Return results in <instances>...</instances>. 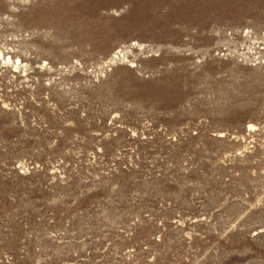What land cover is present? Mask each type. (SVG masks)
Wrapping results in <instances>:
<instances>
[{"label": "rangeland", "instance_id": "obj_1", "mask_svg": "<svg viewBox=\"0 0 264 264\" xmlns=\"http://www.w3.org/2000/svg\"><path fill=\"white\" fill-rule=\"evenodd\" d=\"M0 264H264V0H0Z\"/></svg>", "mask_w": 264, "mask_h": 264}, {"label": "bare ground", "instance_id": "obj_2", "mask_svg": "<svg viewBox=\"0 0 264 264\" xmlns=\"http://www.w3.org/2000/svg\"><path fill=\"white\" fill-rule=\"evenodd\" d=\"M0 58H1V59H4V60H5V58H6V57L3 55L2 50H0Z\"/></svg>", "mask_w": 264, "mask_h": 264}]
</instances>
